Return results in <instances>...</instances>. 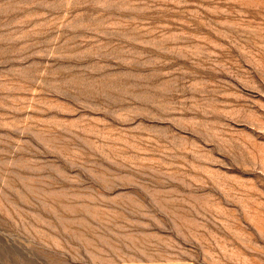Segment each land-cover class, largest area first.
I'll list each match as a JSON object with an SVG mask.
<instances>
[{"label": "rangeland", "instance_id": "obj_1", "mask_svg": "<svg viewBox=\"0 0 264 264\" xmlns=\"http://www.w3.org/2000/svg\"><path fill=\"white\" fill-rule=\"evenodd\" d=\"M0 264H264V0H0Z\"/></svg>", "mask_w": 264, "mask_h": 264}]
</instances>
